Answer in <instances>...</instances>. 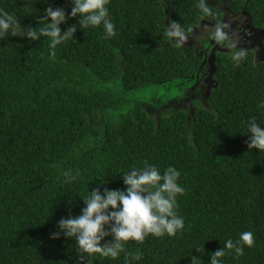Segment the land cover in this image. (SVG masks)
Returning <instances> with one entry per match:
<instances>
[{
	"label": "trees",
	"instance_id": "obj_1",
	"mask_svg": "<svg viewBox=\"0 0 264 264\" xmlns=\"http://www.w3.org/2000/svg\"><path fill=\"white\" fill-rule=\"evenodd\" d=\"M48 2L70 11V0ZM207 3L213 15L202 17L196 0H109L114 36L105 38L102 26L81 29L69 17L61 29H77L54 50L47 36L0 38V264H125V252L141 253L132 264H189L191 255L209 264L210 252L242 231L253 233V245L220 259L264 264V150L248 149L245 134L250 117L264 127V62L255 63L250 51L238 64L231 53L215 52L206 95L195 46L177 47L165 35L167 16L192 28L189 36L201 21L218 23L222 9L244 10L262 26L264 0ZM46 6L0 0V9L35 28L45 23L38 17ZM171 82L193 84L202 103L192 113L187 106L156 115L120 95ZM145 162L180 171L183 229L129 240L117 258L96 253L83 261L74 238H51L69 207L79 212L88 189L101 181L122 189V174ZM67 169L78 175L62 182Z\"/></svg>",
	"mask_w": 264,
	"mask_h": 264
},
{
	"label": "clouds",
	"instance_id": "obj_2",
	"mask_svg": "<svg viewBox=\"0 0 264 264\" xmlns=\"http://www.w3.org/2000/svg\"><path fill=\"white\" fill-rule=\"evenodd\" d=\"M44 2L47 6L38 20L45 23L39 28L32 25L22 26L15 15L0 9V38L6 33L27 37L31 41L47 36L48 47L54 50L57 44L67 40L77 29L76 23L61 29L60 25L69 17H77L81 29L102 26L105 38L115 35V27L107 7L109 0H70L71 7L68 12L48 0ZM196 7L202 17L213 15L207 0H196ZM226 29V24L218 22L205 26L202 35L217 45L233 50L231 59L238 64L246 57V52L242 47H237L236 37ZM191 31L192 28L186 29L177 20L169 19L165 35L179 47L188 39L187 33ZM245 127L248 149L264 150V127H261L254 116L245 122ZM77 175L71 169L63 170L62 182L74 181ZM179 177L180 171L173 165H168L163 171L147 162L142 167L133 166L122 174L124 188H108L101 181L96 187L88 189L86 195L80 196L83 206L79 212L73 214L69 207L68 215L56 221L57 230L51 232L50 236L53 239L61 235L74 238L79 261L84 260L85 254L96 253L100 257L117 258L124 251L125 242H142L149 234L173 236L184 227L183 216L176 212L177 195L185 191L178 183ZM253 243V233L242 231L236 241L229 238L224 241V247L211 251L209 264H224L220 257L225 255L226 250L239 256L243 254L244 246L251 247ZM195 249L197 252L202 251L199 246ZM125 257V264H132V261L140 260L141 253L125 252ZM189 264H198V256L191 255Z\"/></svg>",
	"mask_w": 264,
	"mask_h": 264
},
{
	"label": "flooded vegetation",
	"instance_id": "obj_3",
	"mask_svg": "<svg viewBox=\"0 0 264 264\" xmlns=\"http://www.w3.org/2000/svg\"><path fill=\"white\" fill-rule=\"evenodd\" d=\"M219 23L227 25L226 30L234 35L237 39V47H242L244 51H250L255 63L264 62V24L259 27L253 25L251 23L250 17L244 10L234 13L230 11H224V9H222V17L219 20ZM212 24L214 23L201 21L199 25L200 31L197 30L198 28L194 27L192 34L188 36L190 41L189 45L195 46L198 56L200 58L202 57V61L198 70L199 72L196 73V77H199L203 86L204 83L207 84V80L209 83L212 81L214 84V79L212 77L214 71H210L208 61L211 51L214 50V52L229 53L233 51L217 45L213 40H210L202 35L203 28ZM206 87L207 85L205 88Z\"/></svg>",
	"mask_w": 264,
	"mask_h": 264
},
{
	"label": "rangeland",
	"instance_id": "obj_4",
	"mask_svg": "<svg viewBox=\"0 0 264 264\" xmlns=\"http://www.w3.org/2000/svg\"><path fill=\"white\" fill-rule=\"evenodd\" d=\"M168 20L169 17L167 16L165 19L166 24L168 23ZM197 28V30L200 31V27L198 26ZM184 43L190 44L189 39ZM190 84L191 83L188 82L186 86L181 83L178 84L177 82H171L166 85L148 86L138 93H121L120 95L128 98L129 102H132V104L138 102L142 105L149 104L148 108L156 115H158L159 113H163L165 112V110H169L170 108L185 109L187 106L190 107L189 110L190 113H192L201 101L199 102V97H197V94L195 92H191L194 87L193 84ZM211 84H213L212 81L211 83H209V81L207 80V87L205 88L206 84L204 83L203 89H206V95H208V91L212 86ZM206 95L202 97L203 103L204 99L207 97ZM153 104L157 105L158 107H155Z\"/></svg>",
	"mask_w": 264,
	"mask_h": 264
},
{
	"label": "water",
	"instance_id": "obj_5",
	"mask_svg": "<svg viewBox=\"0 0 264 264\" xmlns=\"http://www.w3.org/2000/svg\"><path fill=\"white\" fill-rule=\"evenodd\" d=\"M214 60H215V52H214V50H212L211 53H210V56H209V60H208L209 63L212 65V66H210V71L211 72H213L214 69H215V67L213 66Z\"/></svg>",
	"mask_w": 264,
	"mask_h": 264
}]
</instances>
